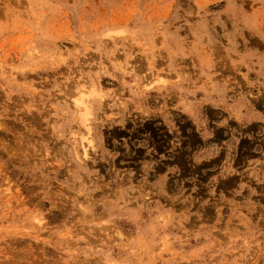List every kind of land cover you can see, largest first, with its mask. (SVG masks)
Listing matches in <instances>:
<instances>
[{"label":"rangeland","instance_id":"obj_1","mask_svg":"<svg viewBox=\"0 0 264 264\" xmlns=\"http://www.w3.org/2000/svg\"><path fill=\"white\" fill-rule=\"evenodd\" d=\"M262 103L264 0H0V264H264Z\"/></svg>","mask_w":264,"mask_h":264},{"label":"bare ground","instance_id":"obj_2","mask_svg":"<svg viewBox=\"0 0 264 264\" xmlns=\"http://www.w3.org/2000/svg\"><path fill=\"white\" fill-rule=\"evenodd\" d=\"M91 96H99L100 98H102L101 93L98 89L95 90L94 88L87 87L85 85L81 86V88L73 95V105L77 109V112L79 114L80 124L84 130V133L82 132L79 137L85 155H87V147L89 148L91 147L92 138H93L92 127H91L92 124L90 123V119H89V116L91 115L90 113Z\"/></svg>","mask_w":264,"mask_h":264},{"label":"crops","instance_id":"obj_3","mask_svg":"<svg viewBox=\"0 0 264 264\" xmlns=\"http://www.w3.org/2000/svg\"><path fill=\"white\" fill-rule=\"evenodd\" d=\"M261 80H262V78L259 79V82H261ZM263 105H264V104L262 103L260 107H263ZM263 108H264V107H263Z\"/></svg>","mask_w":264,"mask_h":264}]
</instances>
